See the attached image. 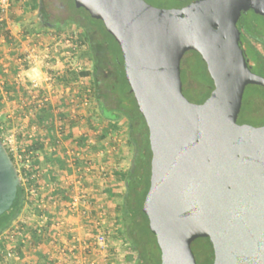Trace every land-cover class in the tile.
Returning <instances> with one entry per match:
<instances>
[{
	"label": "water",
	"instance_id": "95a60500",
	"mask_svg": "<svg viewBox=\"0 0 264 264\" xmlns=\"http://www.w3.org/2000/svg\"><path fill=\"white\" fill-rule=\"evenodd\" d=\"M118 42L151 149L143 212L160 264H198L192 243L209 238L212 264H264V124L239 123L247 85L264 87L240 46L242 11L264 0H74ZM194 50L214 88L203 102L183 92L181 60ZM18 171L0 138V215L18 194Z\"/></svg>",
	"mask_w": 264,
	"mask_h": 264
},
{
	"label": "rangeland",
	"instance_id": "374dc122",
	"mask_svg": "<svg viewBox=\"0 0 264 264\" xmlns=\"http://www.w3.org/2000/svg\"><path fill=\"white\" fill-rule=\"evenodd\" d=\"M43 1L52 15H60V18L57 20L59 22H63L65 29L76 28L83 30V27L80 24L68 20L64 10L59 7V3L64 0ZM147 1L158 7H176L183 6L193 0ZM39 11L40 8L38 11L27 15L28 20L23 27V33L25 35L30 34L32 31L43 33L49 29H56L42 25ZM9 31V29L3 30L2 34L7 35ZM104 35L103 33L96 31V39L102 42L101 49L104 54L108 47V49L113 52L115 56L114 60L116 61L117 57L120 56L119 47L116 41L106 32H104ZM76 62L81 63L84 71H91L93 69V63L89 54V46L84 54L77 57L75 63ZM251 67L253 70L258 71L254 64H252ZM181 69L183 70V74H181L183 77L184 94L194 102H201L208 95L209 90L211 89L209 86V74L202 57L196 51H187L181 60ZM72 77L73 75L63 79L66 81ZM84 84H87L91 87V89L93 88L94 83L91 75L85 79ZM122 84L124 89L128 91L129 87L124 80L122 81ZM54 85L56 84L54 83ZM84 108H86V111L82 110L80 112L82 114H84V112L86 114L87 112V117H89L88 119L92 126L98 127L104 132L106 131V133L103 134V137L107 136V139L103 140L106 146V154L98 155L97 159L93 156L94 163L101 165L104 170H96L91 176L88 175L84 177L85 174L82 168L86 163V157H88V155L83 153L80 157H76L73 152L77 150L81 152L85 151L86 147L83 146L82 143H74L73 145L68 146V152L66 149L62 148V151H65L64 153H68L67 160L69 165L65 170L66 172L63 173L61 177H58L57 180H49V175L47 174L46 169L41 170L39 163L35 166L33 165L32 167L25 166L23 160L18 156L19 152L22 149L27 148L28 150L33 151L36 157L38 154L35 149L42 148L36 147L34 144L36 133L33 137H29V134L33 132L31 129L32 126L30 125L28 127L25 126L24 128L20 126L13 128L10 127V129L9 126L13 125H10L8 121L4 119L5 115H3L0 111V124L2 125L1 136L4 140L3 143L7 150H9L15 158V165L19 178L26 184V186H28L26 188V198L20 215L12 222L10 227L5 230V234L0 235V264H19L20 262L25 261H31V263L36 264H48L49 261H51L47 256L48 251L51 248L50 234L47 229L49 226L47 225H51V220L59 216L61 213L63 214L65 210L63 207L53 206L51 202L52 198L56 197L61 201L68 200L73 195L74 188L77 186H82V188L86 190L88 196L93 200L94 219L98 216V213L99 215L102 213L104 214V216H102L104 222L102 221L100 224L102 226H99L96 223V225L93 224L90 228H98L100 230L105 229L108 231L112 247L106 262L108 264H131V262L128 261V257L131 252L129 244H125L119 236V219L118 212L116 210L117 206L122 202L125 190L124 180L117 177V172L126 171L130 167L133 158L132 147L128 142L127 122L125 120H121L118 123L121 124H117L118 126L109 125L107 120L101 116L92 91L89 96V103ZM81 109H83V107H81ZM12 115L14 116L15 114L13 113ZM27 115L30 116L31 114L28 113ZM11 118L12 117L8 119ZM81 120H84V115ZM238 122L250 123L253 125L264 124V88L255 84L246 86ZM52 128V134L54 135V133H56V128ZM51 140L52 137H50L47 144L48 147H46L45 151L51 152ZM41 157L45 156L42 155ZM45 163L46 161L44 160L43 164ZM35 168H38L41 172L38 177L34 174ZM66 173H68V183H65L64 180ZM30 177L35 179V182L29 186L28 178ZM52 182L55 183V190H52V187L48 186V184H52ZM34 188H36L37 191H34ZM40 199L43 201L38 202ZM39 204H41V206H39ZM73 221L79 224L81 222V218L78 215H75ZM39 229H41L40 232ZM37 233L41 234L42 240L36 241L35 235ZM192 249L199 264H209L213 250H211L210 245L207 244L203 238L193 241ZM9 252L11 253L10 255L8 254ZM201 253H205L206 256L202 257ZM18 254L23 256L21 260L15 258ZM86 261V259H81L79 264H87Z\"/></svg>",
	"mask_w": 264,
	"mask_h": 264
},
{
	"label": "built area",
	"instance_id": "2783aa9c",
	"mask_svg": "<svg viewBox=\"0 0 264 264\" xmlns=\"http://www.w3.org/2000/svg\"><path fill=\"white\" fill-rule=\"evenodd\" d=\"M14 1L0 0V28L3 30L10 28ZM26 36L28 42L25 47L18 50L19 54L16 58V82L20 85L26 84L32 96L31 99L34 101L35 109L45 110L50 107L58 110L61 105L66 104L74 109L73 121L78 122L77 109L88 105L92 91L91 87L84 84L88 76L82 74L84 69L81 63H75L77 57H80L88 49L83 30L76 28L49 29L43 33L37 32ZM31 72H36L37 75L30 76ZM72 75L71 79L66 81L63 79ZM35 131L33 130L29 137H33ZM68 136H70L68 126L58 123L56 133L52 136L50 143L51 153H63L62 148L70 139ZM88 143L94 144L95 139L91 138ZM73 154L80 157L83 153L77 150ZM18 156L27 167H32L36 158L33 151L27 148L22 149ZM82 170L86 177L91 176L96 170L103 171L104 168L94 163L93 156L89 155L86 157V163ZM34 174L38 177L41 172L35 168ZM67 174L64 177L65 183H68ZM78 182L80 183L79 180ZM48 186L52 187V190L56 189L53 182ZM33 190L37 191L36 188ZM41 201L43 200H38V202ZM51 202L53 206L63 207L65 210L63 214L61 213L51 220V225H47L51 239V248L47 254L51 261L48 264H79L81 259H86L87 264H108L106 261L112 247L108 231L90 228L96 223L102 226L100 224L104 214L99 215L98 213L94 219V203L86 190L82 186H77L68 200L61 201L53 197ZM75 215L81 218L79 224L73 221ZM40 231L41 229H39ZM125 244L128 245V243ZM15 258L21 260L23 256L18 254ZM19 264L36 263L25 261Z\"/></svg>",
	"mask_w": 264,
	"mask_h": 264
},
{
	"label": "trees",
	"instance_id": "16d2710c",
	"mask_svg": "<svg viewBox=\"0 0 264 264\" xmlns=\"http://www.w3.org/2000/svg\"><path fill=\"white\" fill-rule=\"evenodd\" d=\"M64 4L68 7L66 18L83 27L84 37L89 46V54L93 63V69L91 71H83L82 74L86 76L91 75L93 78L94 85L92 93L101 116L107 120L111 126L117 125L121 120L127 122L128 142L132 147L133 158L130 167L126 171L117 172V177L124 180L125 190L122 202L117 206L116 210L119 219V236L124 243L129 244V249L131 250L128 261L131 262V264H160V248L157 244L155 235L149 228L148 217L142 209L145 196L150 186L151 149L148 128L143 115L138 109L136 99L130 91V86L125 76L120 46L112 34L106 30L100 19L93 18L87 10L82 7H77L74 0H64ZM39 8L42 25L53 27L58 30L64 28L65 25H63V22H59L53 18V15L48 11V7L43 0H40ZM0 29L3 30V28ZM96 31L103 33V35L104 32H106L116 41L120 53L116 61L114 60L115 56L113 52L109 50L108 47L104 54L101 49L102 42L96 39ZM247 33L253 35L251 30H247ZM250 55L258 72L264 75V59L262 58L261 52L255 47H251ZM181 73L183 74L182 69ZM209 78V86L211 89L201 102L209 96L214 88V83L210 75ZM123 80L129 87L128 91L123 87ZM45 117H50V111H42L39 119ZM1 132L2 125L0 124V138L4 141ZM105 133L106 131L103 134ZM8 152L15 163L14 156L9 150ZM54 157H49L48 162H57V164H61V160L57 158L54 159ZM36 164L38 163L35 160L33 165L35 166ZM47 174L49 175V180H55L59 172L53 171V169L50 168ZM34 182L35 179L31 177L28 178L29 186L34 184ZM17 183L18 194L14 203L6 212L0 215V234L7 230L12 222L18 218L23 208L26 198V188L28 186L21 181L19 175ZM35 236L36 241L42 240L40 233H37ZM201 238H203V240L210 245L211 250H213L210 239L205 237ZM201 255L202 257L206 256L205 253H201ZM213 258L214 254L212 251L209 264L213 263Z\"/></svg>",
	"mask_w": 264,
	"mask_h": 264
},
{
	"label": "crops",
	"instance_id": "0c3cea01",
	"mask_svg": "<svg viewBox=\"0 0 264 264\" xmlns=\"http://www.w3.org/2000/svg\"><path fill=\"white\" fill-rule=\"evenodd\" d=\"M39 2L40 0H15L11 12L12 20L9 28L10 31L8 32L9 35L7 33L6 37H4L2 34L3 30L0 29V111L5 115L4 119H6L10 125H13L9 126V128L17 126L24 128L25 126L28 127L30 125L32 126V128L30 127L32 130H36L34 144L36 147L42 148L35 149L38 154L35 159L39 161H37V163L40 164L41 170L46 169V171H48V169L52 168L53 171L59 172L56 177L57 180L58 177H61L63 173L66 172L65 170L69 163L67 160L68 153H64L65 151H62L63 153H51L45 151L46 147H48L47 144L50 137L53 136L52 127L56 128L58 123H64V125L68 126L70 132V136L68 137L70 139L65 143L63 149L67 150L68 146H71L74 143H82L83 146L88 147L85 151H82V153L87 154L88 156H95L96 159L98 155L106 154V146L103 140H106L107 136L103 137L102 135L104 131L100 130L98 127L92 126L89 122V117H87V112L86 114L85 112L84 114L80 112L82 110L86 111V108L84 107L83 109H81V107L80 109H77L78 122L73 121V116L75 115L73 113L74 109L66 106V104L61 105L58 110L50 107L45 109L50 111V117L39 119L41 112L44 110L35 109L34 101L31 99L32 96L27 89L26 84L20 85L15 81V70L17 69L16 57L18 55V50L25 47L28 42L27 36L23 33V27L28 20L27 15L39 10ZM35 33L37 32L32 31L30 34L33 35ZM31 38H33V36H31ZM29 75L36 76L37 73L32 72ZM11 113H14L15 115L13 116ZM28 113L31 115L28 116ZM83 115L85 121L81 120ZM10 117L12 118L8 119ZM91 138L95 139L94 144L88 143ZM42 155L45 157H41ZM49 157L61 160V164H57V162H48ZM44 160L46 161L45 164H43ZM3 234H5V231L0 235Z\"/></svg>",
	"mask_w": 264,
	"mask_h": 264
},
{
	"label": "flooded vegetation",
	"instance_id": "af4514ba",
	"mask_svg": "<svg viewBox=\"0 0 264 264\" xmlns=\"http://www.w3.org/2000/svg\"><path fill=\"white\" fill-rule=\"evenodd\" d=\"M59 7L63 9L67 15L68 7L64 4V1L59 3ZM53 18L57 20L60 18V15L54 14ZM237 25L240 30V46L243 49L248 65L252 71L259 73L258 71L253 70L251 67V65H255V63L252 61L250 52L251 47H255L261 52L262 58L264 59V15L255 12L253 9L242 11ZM247 30H251L253 35L248 34Z\"/></svg>",
	"mask_w": 264,
	"mask_h": 264
}]
</instances>
